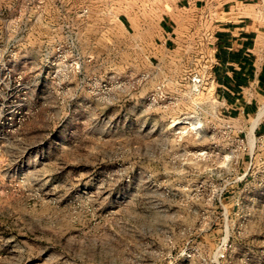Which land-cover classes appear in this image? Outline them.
<instances>
[{"label":"rangeland","instance_id":"374dc122","mask_svg":"<svg viewBox=\"0 0 264 264\" xmlns=\"http://www.w3.org/2000/svg\"><path fill=\"white\" fill-rule=\"evenodd\" d=\"M182 1L0 0V264H264V120L201 22L161 48Z\"/></svg>","mask_w":264,"mask_h":264},{"label":"crops","instance_id":"0c3cea01","mask_svg":"<svg viewBox=\"0 0 264 264\" xmlns=\"http://www.w3.org/2000/svg\"><path fill=\"white\" fill-rule=\"evenodd\" d=\"M47 3L51 8L50 2ZM261 9L264 0L204 1L203 5L188 0L173 6L160 19L158 33L164 49L175 41V25L182 22V17L184 22H201L204 55L210 62L209 81L229 119L264 120V10ZM184 13L192 20H187L189 17ZM207 42L211 44L208 48ZM255 132L264 133V124Z\"/></svg>","mask_w":264,"mask_h":264},{"label":"bare ground","instance_id":"6f19581e","mask_svg":"<svg viewBox=\"0 0 264 264\" xmlns=\"http://www.w3.org/2000/svg\"><path fill=\"white\" fill-rule=\"evenodd\" d=\"M262 110H264V109H262ZM262 113V112H261ZM256 119H257V117H256ZM186 123H188L190 126H191V128H194L195 127V125H194V123H192V122H190V121H187ZM254 123H256V122H254ZM251 132V131H250ZM253 132V131H252Z\"/></svg>","mask_w":264,"mask_h":264},{"label":"built area","instance_id":"2783aa9c","mask_svg":"<svg viewBox=\"0 0 264 264\" xmlns=\"http://www.w3.org/2000/svg\"><path fill=\"white\" fill-rule=\"evenodd\" d=\"M205 45L207 46V48H208L209 46H211V44H210L209 42H207ZM207 70H209V68H208ZM208 79H209V76H208ZM199 80H200V78H198V81H199ZM262 135H264V133L260 134V136H262Z\"/></svg>","mask_w":264,"mask_h":264}]
</instances>
